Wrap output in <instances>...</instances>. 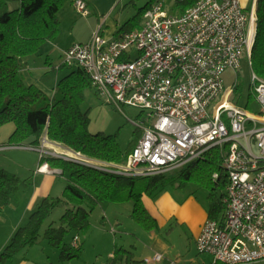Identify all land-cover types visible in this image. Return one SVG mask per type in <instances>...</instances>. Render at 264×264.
<instances>
[{"label":"built area","instance_id":"built-area-1","mask_svg":"<svg viewBox=\"0 0 264 264\" xmlns=\"http://www.w3.org/2000/svg\"><path fill=\"white\" fill-rule=\"evenodd\" d=\"M256 3L246 11L241 0H196L182 13L154 3L139 28L107 38L100 27L90 41L64 51L65 61L82 67L108 102L148 111L152 121L142 126L141 137L121 165L106 166L50 142L46 135L40 146L23 147L38 151L40 159L50 155L127 177L169 172L204 158L213 147H225L226 212L221 220L206 219L197 248L212 255L213 264L263 260L264 79L253 72L257 113L230 101L234 87L211 106L224 88L223 74L237 72L243 55L252 62ZM76 7L88 15L85 0H77ZM37 171L62 173L48 162ZM218 178L215 173L214 180ZM160 259L157 253L145 261Z\"/></svg>","mask_w":264,"mask_h":264},{"label":"trees","instance_id":"trees-1","mask_svg":"<svg viewBox=\"0 0 264 264\" xmlns=\"http://www.w3.org/2000/svg\"><path fill=\"white\" fill-rule=\"evenodd\" d=\"M64 1L20 0L19 8L11 10L4 7L6 0H0V134L5 124L14 123L15 129L10 135L12 143L26 142L25 145L38 147L46 135L50 142L81 151L86 157L103 161L106 166L121 165L136 146L141 133L126 149H122L116 135L89 130V116L81 105L86 89L93 86L82 67L75 64V69L60 78L52 96L36 84L28 83L23 74L28 68L26 57L38 54L44 42L56 38L60 25L58 11ZM71 1L76 4L77 0ZM195 2L177 0L175 13L184 12ZM256 14L252 68L264 79V0H257ZM140 25L128 22L121 31L139 28ZM225 151V147H213L202 159L187 162L169 172L144 177H127L50 155L41 158L40 163L48 162L51 168L61 169L62 175H67V184L62 196L42 198L1 251L0 264H7L22 249L37 243L46 218L61 204L67 206L61 216L62 223L59 227L51 224L43 235L56 246L67 228L87 229L92 209L102 201H132V217L146 229H154L157 221L146 208L143 196L156 198L173 184L185 187L195 183L204 188L208 192V218L221 220L226 212L224 199L228 182L223 168ZM215 173L219 174L217 180H214ZM28 184L29 180L0 169V215L15 194ZM78 240L77 236L75 242ZM77 248L81 249L79 245ZM123 257L115 253L111 263L115 264ZM129 258L127 260L130 261Z\"/></svg>","mask_w":264,"mask_h":264},{"label":"rangeland","instance_id":"rangeland-1","mask_svg":"<svg viewBox=\"0 0 264 264\" xmlns=\"http://www.w3.org/2000/svg\"><path fill=\"white\" fill-rule=\"evenodd\" d=\"M88 15H83L71 0H65L58 11L60 20L59 32L54 40L44 42L40 52L27 56L28 66H46L36 72L39 84L43 82V89L52 96L58 79L66 76L77 66L66 63L60 49L70 47L72 44L85 43L91 40L92 35L101 27V34L107 38L117 37L123 31L124 26L141 24L143 13L147 6L154 3H163L167 11L176 12L177 0H85ZM246 11H249L254 0H241ZM14 10L19 8L20 0H6L4 7ZM144 8V9H142ZM55 48L53 52L50 48ZM49 51H46V50ZM48 63L46 61L47 57ZM252 63V62H251ZM249 57L243 55L240 67L236 71L227 70L223 74L224 88L212 102V108L217 106L225 97V90L233 88L230 101L239 108L257 113L259 106L253 91V68ZM38 75L40 77H38ZM236 83V86H234ZM82 110L88 113L89 130L92 133L104 135H116L122 147L126 149L130 142L141 133L142 126L150 124L148 111L139 108L122 105L121 109L99 94L93 88H87L85 98L82 101ZM15 129L14 123L5 124L0 134V169L16 174L21 179L29 180V184L17 192L12 202L0 215V253L11 240L15 231L23 225L28 217L26 207L34 189L36 181V169L40 164V153L36 150L25 148L26 142L12 143L10 135ZM21 144V145H19ZM255 153L259 149L254 145ZM56 188L52 197H60L67 184V175L55 174ZM196 190L197 196L208 205L207 191L195 183L188 184ZM41 201V199H40ZM39 201V202H40ZM131 203V202H130ZM122 203L102 201L92 209L89 217V226L85 230L66 229L58 246L53 245L48 238H44L45 230L53 224L59 227L61 216L66 212L67 206L58 205L46 218L39 241L22 249L7 264H107L112 262L110 253L118 256L124 255V264H137L140 259L144 239L148 237V229L138 223L132 216L125 213ZM35 205L31 213L37 208ZM30 213V214H31ZM132 217V218H131ZM130 232V234H126ZM78 236V242L74 237ZM76 244V245H75ZM77 245L81 247L78 250ZM126 248L127 250H125ZM198 249V248H197ZM125 251L127 254H125ZM199 251V250H198ZM202 253V252H200ZM132 261H128V257ZM122 259V260H124ZM134 259V260H133ZM264 264V259L247 263Z\"/></svg>","mask_w":264,"mask_h":264},{"label":"crops","instance_id":"crops-1","mask_svg":"<svg viewBox=\"0 0 264 264\" xmlns=\"http://www.w3.org/2000/svg\"><path fill=\"white\" fill-rule=\"evenodd\" d=\"M68 47L60 49L62 56ZM53 50H55L54 47L50 48L51 52ZM46 51L49 50L47 49ZM48 58L49 56L46 59L47 63ZM44 67L46 68V66H41L40 64L28 66L23 72L27 82L34 83L44 89L45 84L43 82L39 84V80L33 72L34 70L41 72L40 69ZM38 77L40 76L38 75ZM52 169L61 170L58 168ZM35 173L36 181L34 180L32 196L29 205L26 207V218L30 215L31 209L36 204H39L40 199L42 200V198L52 195L57 184L55 174H62L38 171ZM191 187L189 185L179 187L177 184H173L167 187L156 198L148 195L143 196L146 208L157 221V227L148 230V237L142 240V251L139 256L141 260L137 264H213L212 255L209 253H200L197 249V237L201 232L204 222L208 219V205L206 206L197 196L196 190ZM116 203L125 205V213L128 216H132V201ZM126 234H130V232ZM124 249L127 250L126 248ZM157 253L161 255L160 260L146 263L145 260L147 258H152ZM114 255V253H110L109 257L113 258ZM124 261L125 259L115 262V264H124ZM19 264H24V262H19ZM107 264L112 263L109 261Z\"/></svg>","mask_w":264,"mask_h":264}]
</instances>
